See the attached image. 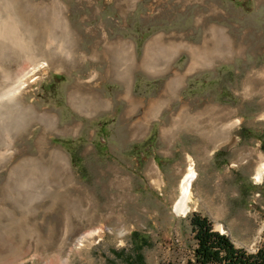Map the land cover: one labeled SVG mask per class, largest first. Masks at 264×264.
Listing matches in <instances>:
<instances>
[{
	"label": "rangeland",
	"instance_id": "1",
	"mask_svg": "<svg viewBox=\"0 0 264 264\" xmlns=\"http://www.w3.org/2000/svg\"><path fill=\"white\" fill-rule=\"evenodd\" d=\"M60 2L74 34L75 56L71 60L65 55L50 57L49 68L39 72L26 88L24 100L38 112L54 114L57 129L43 131L44 125L33 121L22 133V141L21 135L14 137L11 150L20 152L4 164L0 162V185L7 183L9 192L0 201L1 210L14 209L10 200L19 195L28 206L34 205L24 221L32 236L13 240L29 246L30 252L19 264H128L139 251L145 264H185L194 259L197 247L190 223L192 213L207 217L212 229L226 234L236 247L247 252L264 250V179L256 183L251 176L256 154L264 157V119L256 115L258 98L242 95L240 88L248 71L264 65V0ZM207 25L223 28L230 37L251 30L262 38L253 53L243 45L230 59H218L190 72H186L187 52H176L171 65L185 74L173 99L149 120L144 117L145 108L129 115V125L137 121L144 124L140 135L134 136L121 126L125 106L116 95L122 86L118 80L99 81L97 89L112 100L101 112L87 115L69 104L67 89L71 85L94 81V76L86 77L95 73L89 64L95 62L102 46L115 40L129 41L139 60L152 37L160 34L166 43L174 37L176 42L197 44ZM81 66L85 71H79ZM164 79L162 74L136 69L130 87L135 96L155 97ZM90 85L94 90L96 84ZM206 104L237 109L242 120L227 137L213 139L211 132L223 125L205 117ZM170 109L175 111L174 118L188 112L195 124L191 127L184 120L172 121ZM70 122L75 128L62 131ZM39 135L50 149L63 153L72 175L70 183L59 185V190L51 188L50 194L38 170L46 169L48 160L44 143L36 141ZM188 155L197 171L193 208L186 215H176L171 208ZM25 157L29 158L23 161L22 170L17 168L8 177L12 166ZM154 163L158 180L148 171ZM59 191L66 203L57 202L50 214H43L40 206L50 205L49 196ZM13 212L15 218L21 215L16 209ZM99 227L95 235L77 242L81 234Z\"/></svg>",
	"mask_w": 264,
	"mask_h": 264
},
{
	"label": "bare ground",
	"instance_id": "2",
	"mask_svg": "<svg viewBox=\"0 0 264 264\" xmlns=\"http://www.w3.org/2000/svg\"><path fill=\"white\" fill-rule=\"evenodd\" d=\"M124 2L127 4V0H124ZM64 8L60 0H0V155H2L0 162H3V164L10 157L20 152L17 148L15 154L11 150L15 142L14 137L16 135L22 136V133L27 130V127L33 121L41 122L44 125H42L44 127L43 131L57 129V119L54 114L38 112L31 104L24 103V100L28 93L26 88L30 83L36 81L39 72H46L49 68L50 57L65 55L70 57L71 60L75 56L74 34L64 16ZM211 18L212 15L208 16L204 24ZM245 26L247 24L242 26L243 29L246 28ZM203 33V37H200L201 42L197 44L176 42L173 41L174 37L169 43H166L160 34L154 36L145 44L143 54L139 60L135 58L133 45L129 41L115 40L102 46L98 50L99 55L96 57L95 62L89 64V69H94L93 72L95 73H90L86 77L92 79L94 76V81L89 82L87 80L85 83L78 84L77 82V84L71 85L67 89L69 104L77 111L87 115L101 112L110 106L112 100L97 89L99 81H105L106 79L118 80L122 86L116 95L124 101L125 106L120 119L122 121L121 126L134 136L140 135L144 130V124L137 121L129 125V115L136 110L138 111V109L141 111L142 108H145L144 117L149 120L154 114H157L156 112L164 104L173 99L176 89L180 86L182 77L185 74L179 73L171 65V60L176 52L182 50L187 52L189 59L186 72H190L203 66L206 67L209 63L218 59H230L241 52L243 45L247 52L253 53L262 38L261 34H256L251 30H247L244 34L238 31L236 37H230L223 28L216 25H207ZM169 36L172 38L170 34ZM87 50L90 52L91 48ZM83 67H79V71H85L86 67ZM251 67L256 68V65L252 63ZM136 69H143L151 74H162L165 77L163 85L155 97L143 98L134 95L130 82L132 73ZM92 83L96 84L94 90L90 85ZM240 88L242 95L252 99L258 98L256 115L264 119V65L250 72L248 71V74L241 81ZM187 113L180 112L174 118L175 111L170 109L169 118L171 120L175 119L174 121L178 123L184 120V124L187 123V126L192 127L195 121ZM204 115L209 121H216L215 125L218 122L223 125L221 130H216L215 133L214 130L211 132V138L227 137L230 130L242 120L237 109L207 104L204 108ZM194 119L196 118L194 117ZM74 128L75 125L70 122L63 125L61 130L70 131ZM163 133L166 135L165 129H163ZM40 135L37 136L36 141L43 144ZM22 140L23 136L20 141ZM227 140L229 139L227 138ZM43 147L48 151L47 165H44L46 169L40 168L38 170L41 171V176L48 185L46 193L50 194L52 190H59V185L70 183L72 175L68 173L67 160L61 151L50 149L45 143ZM253 153H255V150H253ZM256 156L251 176L256 183H261L264 179V157L261 153L256 154ZM27 158H23L12 166L8 177L13 175L17 168L22 170L23 161ZM187 159L189 162L179 180L178 194L171 208L176 215H186L193 208L191 204L193 199L192 186L197 178V171L192 158L188 155ZM148 171L154 178H157L158 172L155 163L149 165ZM155 180H158V178ZM51 188L52 190H50ZM61 193L59 191L55 195H50L52 203L46 208L41 205L40 211L47 215L51 213L57 202L62 201L65 204L66 200ZM0 195V201L9 195L7 183L0 185ZM10 202L13 204L14 209L3 206L5 210H1L2 205L0 206V264H19L23 262V259L30 252L29 246L14 243L13 240L16 237L23 239L33 234L32 231H29V225L24 221L27 215L29 216L32 213L34 205L28 206V202L23 199L22 195L11 198ZM15 209L21 214L19 217L16 216L17 218H15L13 212ZM69 210L71 213L75 212L71 204ZM216 227L224 232L221 224H217ZM99 228H93L83 235L81 234L77 242L81 243L95 235L101 230Z\"/></svg>",
	"mask_w": 264,
	"mask_h": 264
},
{
	"label": "trees",
	"instance_id": "3",
	"mask_svg": "<svg viewBox=\"0 0 264 264\" xmlns=\"http://www.w3.org/2000/svg\"><path fill=\"white\" fill-rule=\"evenodd\" d=\"M190 223L197 247L194 259L185 264H264V250L247 252L236 247L226 234L212 229L207 217L192 213ZM128 264H145L142 253L137 252Z\"/></svg>",
	"mask_w": 264,
	"mask_h": 264
}]
</instances>
